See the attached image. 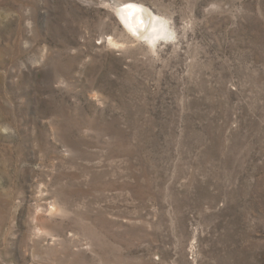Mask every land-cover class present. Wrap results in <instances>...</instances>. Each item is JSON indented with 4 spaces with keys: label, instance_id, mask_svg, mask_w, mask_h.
I'll return each mask as SVG.
<instances>
[{
    "label": "rangeland",
    "instance_id": "374dc122",
    "mask_svg": "<svg viewBox=\"0 0 264 264\" xmlns=\"http://www.w3.org/2000/svg\"><path fill=\"white\" fill-rule=\"evenodd\" d=\"M0 264H264V0H0Z\"/></svg>",
    "mask_w": 264,
    "mask_h": 264
},
{
    "label": "bare ground",
    "instance_id": "6f19581e",
    "mask_svg": "<svg viewBox=\"0 0 264 264\" xmlns=\"http://www.w3.org/2000/svg\"><path fill=\"white\" fill-rule=\"evenodd\" d=\"M117 15L124 26L141 37L152 39L154 36L166 31L165 22H161L156 14L148 12V10L134 2L124 3L117 10ZM150 32L152 33L150 34ZM108 43L115 44L112 38H108Z\"/></svg>",
    "mask_w": 264,
    "mask_h": 264
}]
</instances>
